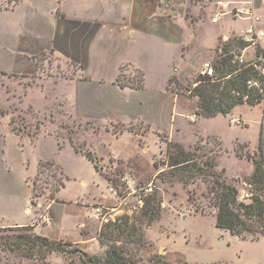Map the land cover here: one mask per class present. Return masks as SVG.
<instances>
[{
  "label": "crops",
  "instance_id": "crops-1",
  "mask_svg": "<svg viewBox=\"0 0 264 264\" xmlns=\"http://www.w3.org/2000/svg\"><path fill=\"white\" fill-rule=\"evenodd\" d=\"M219 36L228 35L219 30L215 38ZM195 39L166 0H0V76H37L40 86L24 102L44 121L57 118L62 109L68 119L92 125L82 131V143L99 162L110 157L130 162L114 150L127 134L140 146L149 136L156 149L160 136L185 148L205 137L203 123L211 119L196 116L197 100L177 94L170 85L194 57ZM52 62L60 75L46 78L43 71ZM121 72L130 78L142 74L143 88L120 87ZM131 125L148 131L140 135L116 128ZM57 126L42 125L31 140L11 129L7 114L0 115V227H27L37 215L29 210L30 197L19 196L26 167L34 177L39 162H53L67 178L47 210L38 214L45 219L50 208L77 201L60 200L67 183L86 186L82 166L90 161L70 141L56 137ZM145 146L143 152L148 151ZM80 226L78 222L76 229ZM43 229L48 232L49 226ZM35 231L41 234L39 227Z\"/></svg>",
  "mask_w": 264,
  "mask_h": 264
},
{
  "label": "rangeland",
  "instance_id": "rangeland-1",
  "mask_svg": "<svg viewBox=\"0 0 264 264\" xmlns=\"http://www.w3.org/2000/svg\"><path fill=\"white\" fill-rule=\"evenodd\" d=\"M166 1L172 13L183 18L196 35L194 57L192 56L188 64L179 72V79L174 78L177 84L172 85L175 91L178 90L185 96L189 95V90L196 83L197 72L204 62H211L214 65L218 60L219 51L223 48H231L237 34L247 29L251 23L264 28V0ZM246 1L251 3L253 20L234 19L227 15L220 22L212 23V18L220 10L219 3L232 2L237 5ZM219 30H223L228 35L227 40L222 36L215 38ZM250 53L251 51L245 55V58L248 59ZM43 74L46 78H54L59 77L60 71L52 62L50 68L44 70ZM135 74L134 77L137 76ZM38 86L40 82L37 76L30 78L0 76V114H7L11 121V129L17 130L23 136L31 138L35 130L40 129L42 125L54 123L58 125L56 133L60 140L71 141L77 147L82 146L81 133L84 129L89 130L92 125H82L68 119L62 109H57L59 114L57 118L46 117V122L38 117L32 104L24 102V97ZM36 97L34 94L31 100L35 101ZM34 104L39 105L37 102ZM262 109L261 102L255 106L244 104L236 107L226 117L217 116L205 121L202 127L205 137H200L196 141L197 143L202 140L201 146L204 149L211 148L214 141L221 143V152L217 157L218 169L226 171L225 175L230 184L237 188L240 199H244L248 191L243 180L253 171L248 157L255 153L261 131L264 138ZM236 119L242 120L244 124L236 126L230 121ZM116 128L140 135L148 131L142 125L125 128L116 126ZM148 139L151 138L149 136H146L145 140L140 138L144 140L142 146L146 145L148 149L144 152L137 138L131 134L125 135L115 144V151L131 159L128 163L113 157L98 161L97 174L91 163L83 165V180L86 186L81 187L78 182L72 181L67 183V188L59 194L62 201H77L50 208L46 219L38 214L44 213L51 203L49 196L53 187L62 180L60 168L43 167L32 177L34 170L26 167L25 178L20 183L19 196L24 199L30 197L29 210L37 214L34 215L33 224L27 227L30 232L46 237L43 228L49 226L48 240L64 246L66 250L65 253L52 254L47 259V264H81L76 253L78 251L89 255H101L106 252V246H102L97 240L100 229L106 223L92 218L93 208L98 206L104 208L106 219L112 221L122 218L118 224L123 229L124 216L130 217L129 227L134 225L141 228L142 236L139 240L136 238L133 243H125V241L117 243L125 248V255L131 264H264L263 240L243 241L226 231L217 229L214 209L211 208L209 198L206 197L205 185L199 183L184 186L176 179L168 181L170 171L163 166L166 162L167 139L160 136L157 149L154 142ZM196 143L191 148H184L190 150ZM94 146L99 151L100 146L97 142ZM154 164L159 165V169H156ZM162 171H165L164 175L158 178L157 175ZM125 175H129L135 181L136 190L132 196L119 188L116 179H113ZM33 183L36 188L35 198L31 197ZM111 183L116 187L118 194L108 192ZM149 194L157 196L161 201L160 217L150 227H146L145 223L140 226V221L143 220L141 208L144 198ZM59 219L61 224L58 223ZM78 222L82 226L76 229ZM35 227H39L41 234L36 233ZM18 228L22 227L5 225L0 227V231ZM28 264L44 263L35 261Z\"/></svg>",
  "mask_w": 264,
  "mask_h": 264
},
{
  "label": "trees",
  "instance_id": "trees-1",
  "mask_svg": "<svg viewBox=\"0 0 264 264\" xmlns=\"http://www.w3.org/2000/svg\"><path fill=\"white\" fill-rule=\"evenodd\" d=\"M245 44L237 39L232 43L231 48H223L218 60L214 64L215 76L208 79L197 78V86L189 90V98L197 100L196 116L205 119H212L217 116H228L238 106L247 104L255 106L260 103L261 97L257 91L248 90L246 82L256 77L258 73L253 68L244 65L233 64L232 60L239 55V50ZM233 48V49H232ZM236 49V50H235ZM232 53V51H234ZM264 80V77H261ZM177 84L174 79L170 80V85ZM122 88L141 90L143 88V75L137 73L134 78H127L126 81H119ZM177 94L182 95L178 90ZM244 97H247L244 100ZM1 115V114H0ZM3 115V114H2ZM11 126V121H10ZM15 133L17 130L13 129ZM39 128L31 136V140L37 137ZM56 137L59 138L58 134ZM162 138L167 139L165 136ZM71 142V141H70ZM75 151L83 154L93 165L97 172L98 159L90 152L84 150L85 144L77 147L71 142ZM202 140L190 149H185L176 142L165 141L166 166L169 173V180L176 179L184 186L202 183L207 190L206 197L214 209L215 227L228 232L231 236L243 241L264 242V138L263 132L259 133L258 144L255 153L249 156V162L253 166L252 173L243 180L248 191L244 199H240L237 188L230 184L224 169H218L217 157L221 152V143L214 141L211 148L204 149L201 146ZM61 148V146H60ZM237 154V152H236ZM58 167L53 162H39L37 171L41 168ZM156 169L159 165L154 164ZM59 168V167H58ZM161 171V170H160ZM160 172L157 177L164 175ZM62 180L53 187L49 196L50 200H55V196L65 186L67 178L60 169ZM35 185L31 187V197L35 198ZM41 197V195H37ZM142 221L150 227L160 217L161 201L157 196L151 194L144 198L141 208ZM124 229L119 225L122 220L106 222L98 235L97 240L107 250L101 255H89L85 252H76L81 264H131L125 255V248L117 243H133L142 236L141 228L134 225L129 227L130 217L124 216ZM129 228V230H128ZM112 242V244H108ZM64 246L52 243L48 238L30 232L28 227L16 230L0 231V264H28L29 262L40 261L47 264V259L56 253H65Z\"/></svg>",
  "mask_w": 264,
  "mask_h": 264
},
{
  "label": "built area",
  "instance_id": "built-area-1",
  "mask_svg": "<svg viewBox=\"0 0 264 264\" xmlns=\"http://www.w3.org/2000/svg\"><path fill=\"white\" fill-rule=\"evenodd\" d=\"M218 6H220V10L212 18V23L220 22L221 19L227 15H230L234 19H252L253 12L250 2L243 4L239 3L237 5L232 2L219 3ZM224 39L227 40L228 37H225ZM236 39L243 42L245 44V47L239 50L240 54L234 57L232 63L253 68L254 71L258 73V78L253 77L249 79L246 82V86L248 90L257 91L259 96L262 98L260 101L263 104L261 117L264 118V80H261V77H264V30H259L256 28V26L250 25L247 29L238 33ZM249 51H251V53L249 55V58L247 59L245 58V55ZM219 52L221 54L222 50H220ZM214 76L215 69L213 63L211 62H204L197 72V78L200 79L213 78ZM127 78H130L128 77V74L121 72L118 83L119 81H126ZM197 84V82L194 83L193 88H195ZM246 99L247 97H244V100ZM230 121L236 126L244 124L240 119ZM113 179H116V183L119 185V188L124 189L129 196H132L135 193V181L129 175L116 176ZM108 192H110L111 194H118L117 189L113 183L109 185ZM103 209L104 208L100 206L93 208L92 218L95 221H103V223L109 221V219H106L107 214L103 212Z\"/></svg>",
  "mask_w": 264,
  "mask_h": 264
}]
</instances>
